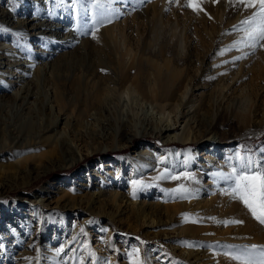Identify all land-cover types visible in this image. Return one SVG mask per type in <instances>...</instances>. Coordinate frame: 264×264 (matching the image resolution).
<instances>
[{"label":"rangeland","instance_id":"rangeland-1","mask_svg":"<svg viewBox=\"0 0 264 264\" xmlns=\"http://www.w3.org/2000/svg\"><path fill=\"white\" fill-rule=\"evenodd\" d=\"M100 2L114 11L93 27L95 0H0L19 23L0 18V264H131L134 248L145 264H241L252 245L258 259L264 224L223 178L237 153L264 163V47L231 48L252 10ZM40 21L51 30L30 37ZM12 58L26 84L7 86ZM18 85L30 98L14 99ZM169 119L166 143L152 127ZM144 146L157 156L137 159Z\"/></svg>","mask_w":264,"mask_h":264},{"label":"snow or ice","instance_id":"snow-or-ice-1","mask_svg":"<svg viewBox=\"0 0 264 264\" xmlns=\"http://www.w3.org/2000/svg\"><path fill=\"white\" fill-rule=\"evenodd\" d=\"M178 2L179 0H177ZM239 4L245 10L251 9L252 11L240 22L241 27L238 31L242 32L243 35L233 43L231 48L239 50L241 45L253 50L257 46L264 47V43H261L264 42V0H239ZM184 6L190 7L194 12L203 11L202 3L198 0H188ZM93 7L99 10L93 18V27L98 24L102 25L106 20L110 22L108 13L114 11L111 4H104L100 0H95ZM231 48L227 50L230 51ZM235 59H240V57H235ZM232 159L236 163L232 165L231 172L223 176L225 180L230 182V191L226 194L242 203L254 219L264 224V163L254 161L251 156H241L239 153ZM161 178L178 179L179 177H170L165 174V176L156 179ZM172 191L177 192L179 189H173ZM231 223H243V221L233 220ZM256 250L257 246L252 245L251 251L234 255L232 259L241 261V264H264V247L259 248L260 257L258 259L253 256ZM59 251L63 252L64 249ZM129 256L132 257L131 264H145V261L140 257L139 248H134ZM39 259L38 255L37 260ZM80 264H83V261Z\"/></svg>","mask_w":264,"mask_h":264},{"label":"bare ground","instance_id":"bare-ground-1","mask_svg":"<svg viewBox=\"0 0 264 264\" xmlns=\"http://www.w3.org/2000/svg\"><path fill=\"white\" fill-rule=\"evenodd\" d=\"M35 3V2H34ZM14 9H12V11H10V10H3V9H1L0 10V18L1 19H7V20H11V19H15V18H13V17H15L14 16ZM33 21V20H32ZM17 26L19 25V23H17V20H14L13 21ZM22 24V23H21ZM27 26L29 27L28 28V30H29V36L30 37H33L34 35H35V30L36 29H39L40 30V32H42V31H44V30H48V29H50L51 30V26L50 25H48V24H44V23H41V21L40 22H37V23H34V22H32V24H30V23H27ZM31 30H34V31H32L31 32ZM28 35V34H27ZM71 40V39H70ZM3 44V43H2ZM8 49V46L6 45V46H4V45H1V43H0V59L2 58V55H4L6 52H9V51H6ZM10 49V48H9ZM7 54H10V53H7ZM52 57V56H51ZM51 57H49V54L47 55V57L46 58H48V60H49V58H51ZM23 58V57H22ZM43 63V62H42ZM8 64H10L9 65V70H6V72L4 73V74H8V77L10 78V79H8V81H7V86L8 87H10L11 85H16L17 83H20V84H22V83H25L26 84V77H27V72L26 71H28L29 69H26L25 68V66H28L29 64H28V62L27 61H22L21 59H18V58H12V61H8V63H7V66H8ZM36 64V63H35ZM36 65H38V64H36ZM39 65H41V62L39 63ZM46 66V65H45ZM41 67V66H40ZM39 67V68H40ZM43 67H44V65H43ZM47 67V66H46ZM36 68H38V67H36ZM157 68V67H156ZM4 72V71H3ZM2 72V73H3ZM13 72H16L15 73V77H14V75H12L13 74ZM21 75H20V74ZM153 73V72H152ZM156 73H157V77H156V79H157V81H159V82H161V74H160V72H159V70L158 69H156ZM20 75V76H17V75ZM23 74V75H22ZM10 75V76H9ZM6 76V75H5ZM18 78V77H22V80L20 81V80H18V81H20V82H15V81H11L12 79L11 78ZM25 80V81H24ZM17 81V80H16ZM30 82V81H29ZM159 84V83H158ZM162 84V83H161ZM164 84V83H163ZM24 85V84H23ZM17 86V85H16ZM19 87H18V89H16V91L13 93V95H14V99L15 100H21L22 101V99L25 101L26 99H28V98H30V97H28V93H27V91H26V89H25V86L23 87L22 85H18ZM161 87H162V90H161V92H162V95H160V96H165L166 95V89L168 88V87H165V86H163V85H161ZM3 90V89H2ZM29 91V90H28ZM128 90L127 91H125V92H123L121 95H120V97H119V99H120V101L121 100H123V101H125V99H126V97L128 96ZM159 94H160V91H159ZM30 95V94H29ZM155 104L158 106V107H160V108H162V109H165V108H167V106H168V104L167 103H165V102H159V101H162L161 100V98H160V96L158 97V95L157 94H155ZM28 97V98H27ZM124 97H125V99H124ZM94 99V101L95 100H98V96H96L95 98H93ZM158 102V103H157ZM190 110H186L185 111V113L186 114H190ZM184 113V114H185ZM126 116V115H125ZM124 116V117H125ZM188 122V121H187ZM187 122H186V120L185 121H183V125H182V130L183 129H185V127H186V124H187ZM173 123V124H172ZM174 125H177L175 122H173L171 119H169L168 121H163L162 122V120H159L158 121V124L156 125V126H154V127H152L153 128V132H155L156 134H158V135H162V136H164V142H166V143H168L169 141H170V139L169 138H172L171 136H170V131H172V130H174L175 128H176V126H174ZM149 127V126H148ZM145 128L144 130H145V132H147V130H149V129H151L150 127L149 128ZM143 130V131H144ZM137 134H140L139 132H136V133H133V134H128V139L129 140H132L133 139V135H137ZM208 134H210V132H208L207 133V135ZM210 136V135H209ZM207 137L208 138V140L210 139L211 140V136L210 137ZM19 145H24L23 143H19ZM3 147V145L1 146V148ZM151 155H155V156H157V153H154V149H151V148H149V147H147V146H144V147H142L141 149H140V151H138V154H137V156H138V158L137 157H135V158H137V159H139V160H142L143 158H150V157H152ZM208 158V157H207ZM21 161V158H17L13 163H18V162H20ZM142 163H143V165L144 166H146V164H149L148 163V161H142ZM110 165V164H109ZM135 165V164H134ZM101 166H103L104 167V163L101 165ZM100 166V167H101ZM137 168L139 169V167L137 166ZM4 169V173L6 174H9V173H13V169L11 168V167H9V168H7V167H4L3 168ZM108 173V172H107ZM41 204H44V202H40ZM21 213V212H20ZM31 215H33L31 212L29 213V212H26V211H24V212H22L21 213V216L22 217H27V218H29V217H31ZM38 218H39V216H38ZM86 221L87 220V218H84L83 219V221ZM98 231V230H97ZM38 238H39V236H37ZM98 239H99V236L97 237ZM57 249V248H56ZM60 250V249H59ZM58 249L54 252V254H55V256H57L58 255V253H60V251H59ZM53 255V254H52ZM192 255H195V256H198V258L199 257H201L202 259H204L205 258V260L207 261V257H206V255H205V257H202L201 255H204V254H192ZM201 263V262H200Z\"/></svg>","mask_w":264,"mask_h":264}]
</instances>
